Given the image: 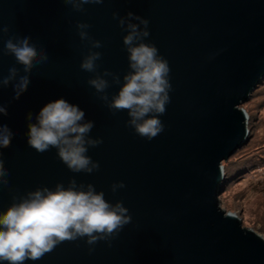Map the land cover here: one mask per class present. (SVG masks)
<instances>
[{"label": "water", "instance_id": "water-1", "mask_svg": "<svg viewBox=\"0 0 264 264\" xmlns=\"http://www.w3.org/2000/svg\"><path fill=\"white\" fill-rule=\"evenodd\" d=\"M79 13L63 0H0V49L11 35L30 36L48 61L30 72L27 90L15 98L13 86H0V123L12 130L11 144L0 148L9 183L0 186V212L37 187L92 183L105 198L122 201L132 220L107 241H64L36 261L24 264H264V227L247 225L245 209L224 205L231 180L225 159L247 142L243 102L264 77V0H104ZM149 20L146 42L156 45L170 66L172 89L164 130L148 140L127 126V111H114L80 68L87 53L77 21L102 42L99 71H129L126 34L113 13ZM16 63L0 55V74ZM109 79H111L109 77ZM64 98L94 122L90 135L103 143L88 155L100 164L91 174L73 173L55 148L39 153L28 144V114L33 123L48 102ZM124 188L115 193L114 182ZM91 249V250H90ZM0 264H7L0 261Z\"/></svg>", "mask_w": 264, "mask_h": 264}, {"label": "clouds", "instance_id": "clouds-1", "mask_svg": "<svg viewBox=\"0 0 264 264\" xmlns=\"http://www.w3.org/2000/svg\"><path fill=\"white\" fill-rule=\"evenodd\" d=\"M75 12H86L85 5L102 4L104 0H63ZM117 20L122 30L123 44L128 53L129 71L123 75L118 93L109 99L107 89L111 84H120L118 73L104 69L99 71L97 63L102 56V42L90 33L91 25L77 21L76 29L81 42L86 43L87 53L80 68L93 73L87 83L93 87L109 109L127 111V126L141 137L151 140L164 130L160 119L170 103L172 89L168 60L163 57L154 43L146 42L150 36L149 20L128 12ZM9 32L8 26H0L2 34ZM0 55H13L16 63L8 68V74H0V86H13L18 98L30 83V72L44 64L49 57L46 50L38 47L30 36L11 35L0 49ZM109 77L111 79H109ZM0 114L7 115L5 106L0 105ZM28 144L39 153L52 148L57 150L60 160L73 173L91 174L98 171L100 164L89 156L88 150L103 143L101 137L90 135L94 122L85 120L84 111L64 98L45 104L32 121L28 114ZM12 130L0 123V148L10 146ZM9 171L0 153V186L9 183ZM123 181L114 182L111 190L115 193L124 188ZM132 220L129 209L122 201L109 202L103 190L97 191L92 183L78 184L71 178L65 186L58 182L54 188L37 187L20 197L0 212V261L7 264H24L26 260H40L64 241L86 238L88 245L107 241ZM91 250V249H90Z\"/></svg>", "mask_w": 264, "mask_h": 264}, {"label": "rangeland", "instance_id": "rangeland-1", "mask_svg": "<svg viewBox=\"0 0 264 264\" xmlns=\"http://www.w3.org/2000/svg\"><path fill=\"white\" fill-rule=\"evenodd\" d=\"M243 105L249 133L225 159L231 180L223 189L224 205L244 208L247 225L264 227V77Z\"/></svg>", "mask_w": 264, "mask_h": 264}]
</instances>
